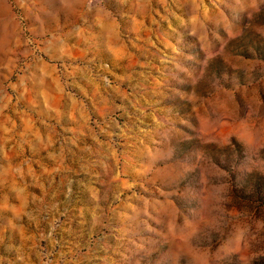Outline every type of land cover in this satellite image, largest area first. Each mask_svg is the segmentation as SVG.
Returning <instances> with one entry per match:
<instances>
[{
    "label": "rangeland",
    "instance_id": "rangeland-1",
    "mask_svg": "<svg viewBox=\"0 0 264 264\" xmlns=\"http://www.w3.org/2000/svg\"><path fill=\"white\" fill-rule=\"evenodd\" d=\"M0 264H264V0H0Z\"/></svg>",
    "mask_w": 264,
    "mask_h": 264
}]
</instances>
